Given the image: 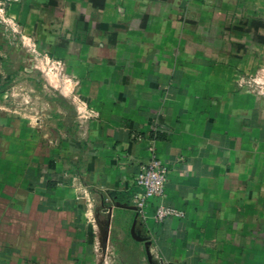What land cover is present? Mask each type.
<instances>
[{
    "label": "crops",
    "instance_id": "0c3cea01",
    "mask_svg": "<svg viewBox=\"0 0 264 264\" xmlns=\"http://www.w3.org/2000/svg\"><path fill=\"white\" fill-rule=\"evenodd\" d=\"M0 3V264H264V94L239 86L264 0ZM149 148L184 213L161 225L135 209Z\"/></svg>",
    "mask_w": 264,
    "mask_h": 264
},
{
    "label": "built area",
    "instance_id": "2783aa9c",
    "mask_svg": "<svg viewBox=\"0 0 264 264\" xmlns=\"http://www.w3.org/2000/svg\"><path fill=\"white\" fill-rule=\"evenodd\" d=\"M0 26L14 34L19 33L16 23L8 16L6 7L0 3ZM35 59L41 64L42 75L62 83L61 90L67 86L77 85V82L66 70L64 61L42 55L35 47L32 49ZM254 77L242 79L239 86L243 89L257 90L259 82ZM150 160L143 166L137 175V184L142 189V196L135 202L137 215L144 221H151L161 225L169 217H184V213L172 206L164 204L166 198V183L168 180V167L158 159L149 148ZM152 241V240H151Z\"/></svg>",
    "mask_w": 264,
    "mask_h": 264
},
{
    "label": "trees",
    "instance_id": "16d2710c",
    "mask_svg": "<svg viewBox=\"0 0 264 264\" xmlns=\"http://www.w3.org/2000/svg\"><path fill=\"white\" fill-rule=\"evenodd\" d=\"M252 28L255 41L264 44V22L255 21L252 23Z\"/></svg>",
    "mask_w": 264,
    "mask_h": 264
},
{
    "label": "rangeland",
    "instance_id": "374dc122",
    "mask_svg": "<svg viewBox=\"0 0 264 264\" xmlns=\"http://www.w3.org/2000/svg\"><path fill=\"white\" fill-rule=\"evenodd\" d=\"M254 79H256V82L258 83L257 87V92L264 94V75L263 73H258L257 75L254 76Z\"/></svg>",
    "mask_w": 264,
    "mask_h": 264
}]
</instances>
